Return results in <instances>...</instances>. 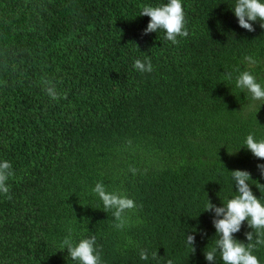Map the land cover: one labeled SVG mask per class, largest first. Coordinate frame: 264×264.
I'll return each instance as SVG.
<instances>
[{
  "label": "trees",
  "instance_id": "obj_1",
  "mask_svg": "<svg viewBox=\"0 0 264 264\" xmlns=\"http://www.w3.org/2000/svg\"><path fill=\"white\" fill-rule=\"evenodd\" d=\"M181 2L189 35L173 44L140 15L168 0H0V162L14 172L0 264H79L61 251L70 230L74 243L96 237L101 264H223L205 259L223 218L208 200L226 205L230 172L246 170L264 205V159L245 147L264 139V101L236 87L245 70L264 85V21L240 27L237 0ZM146 58L153 71L136 70ZM97 182L134 201L122 229ZM251 231L245 221L234 239ZM253 254L264 264V245Z\"/></svg>",
  "mask_w": 264,
  "mask_h": 264
},
{
  "label": "clouds",
  "instance_id": "obj_2",
  "mask_svg": "<svg viewBox=\"0 0 264 264\" xmlns=\"http://www.w3.org/2000/svg\"><path fill=\"white\" fill-rule=\"evenodd\" d=\"M233 12L238 18L239 26L251 32L255 29L250 21H264V2L261 0H237ZM140 15L150 17V22L144 30L145 34L165 30V39L173 44L178 43L177 37L189 35L181 0H168V3L155 7L145 5ZM260 26L264 28V23H261ZM245 60L249 62L250 66L256 63L252 57H245ZM133 66L140 72L150 73L153 71L149 58L143 62L137 59ZM226 78L231 79V74H227ZM46 85L45 91L49 97L54 100L59 99L60 94L56 91L55 85L51 81H47ZM236 87L247 90L253 101H264V85L257 82L250 71L240 72L236 78ZM261 105L264 103H261L260 107ZM245 145L255 157L264 159V139L257 140L254 134L250 133L246 137ZM257 167L261 171V175H264V164H259ZM131 171L135 174L136 169H131ZM230 173L235 187L238 189L236 192L238 194L229 199L227 204H223L222 207L213 205L209 200L206 206V211L214 209L217 217L222 216L223 218L213 221L216 235L219 238L215 242V247L204 253L205 259L210 262L213 261L217 251H219L223 264H260L253 251L258 245H264V205L261 203V198L258 199L251 190L252 184L249 181L252 178L248 171L235 170ZM13 175L11 163L7 160L0 162V193L5 194L8 199H11V196L9 195L10 187L7 185V180ZM93 192L102 200L105 210H114L113 216L119 222L115 224V227L122 229L126 211L135 208L134 201L119 192L107 191L102 182L96 183ZM245 221L253 229V231L245 234L247 244L234 239L233 236L234 233L240 231L242 223ZM194 242V235H186V243L192 248V252L195 250ZM64 249H67L71 259L78 261L79 264H101V253L96 247L94 235L74 243L70 230L69 236L64 238L61 243V251ZM152 256L155 259L157 253H153ZM140 258L142 260L148 259L146 249L140 251ZM166 264H173V262L169 259Z\"/></svg>",
  "mask_w": 264,
  "mask_h": 264
}]
</instances>
